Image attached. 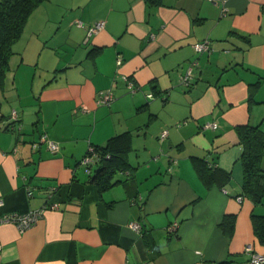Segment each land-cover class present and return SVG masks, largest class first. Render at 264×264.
<instances>
[{"label":"crops","instance_id":"obj_1","mask_svg":"<svg viewBox=\"0 0 264 264\" xmlns=\"http://www.w3.org/2000/svg\"><path fill=\"white\" fill-rule=\"evenodd\" d=\"M97 21L103 28L88 36ZM204 39L211 51L195 52ZM12 50L0 97V212L57 206L25 230L0 225V264H248V246L264 254L251 218L264 202L242 193L235 130H264V0H47ZM105 89L114 99L97 105ZM116 136L112 148L126 142L130 165L99 183L81 159ZM196 159L229 178L207 185Z\"/></svg>","mask_w":264,"mask_h":264},{"label":"trees","instance_id":"obj_2","mask_svg":"<svg viewBox=\"0 0 264 264\" xmlns=\"http://www.w3.org/2000/svg\"><path fill=\"white\" fill-rule=\"evenodd\" d=\"M44 1L47 0H0V97L3 92L5 73L9 66V57L13 53L12 46L21 37L30 14ZM235 130L243 147L240 156L243 168L242 193L253 203H262L264 202V168L261 166V161L264 158V130L259 125L249 124L236 126ZM117 137L109 139L104 146H92L97 157L93 164L88 166V172H91V178L99 183L106 182L110 185L112 173L130 165L125 157L126 142L119 150L112 148L111 144ZM87 153L88 151L85 155ZM92 165H96L93 170ZM195 168L207 185L222 184L229 178L227 173L217 167L207 166L202 159L195 160ZM251 218L255 235L261 243H264V215L252 213ZM225 225L224 222L221 223L223 229L229 231L230 229H225ZM230 226H232V218Z\"/></svg>","mask_w":264,"mask_h":264},{"label":"built area","instance_id":"obj_3","mask_svg":"<svg viewBox=\"0 0 264 264\" xmlns=\"http://www.w3.org/2000/svg\"><path fill=\"white\" fill-rule=\"evenodd\" d=\"M77 24L79 26H83V23L80 20H77ZM103 26H104L103 21H97L89 25L87 27V35L90 36L92 34L98 33L103 28ZM192 47H193V50L197 53H202V52L209 53L211 51V44L208 39L198 41L194 43ZM117 63L120 64L121 60L118 59ZM122 78L129 91L133 92L134 90L138 88L129 77L124 75L122 76ZM192 78H193L192 67L190 66L188 70L186 71V73L181 76L180 81L183 85L189 86L191 85ZM113 99H114L113 91L111 89H105V90L98 91L96 98H95V102L97 105H109ZM10 118L13 123L17 122L18 114L15 111H12ZM207 125L213 129L216 128V123L214 122L208 123ZM166 134H167V131L164 130L162 131L160 137H164L166 136ZM39 141L45 142L47 148L51 152H56L58 149V144L55 141L48 139L45 134H42L40 136ZM32 145L36 146L37 143H33ZM96 157L97 156L95 152L93 151V148L90 147L88 149V153L85 156H83L80 163L83 164L88 171L89 170L88 166L93 164ZM32 192L33 191L31 189H28L27 194L31 196ZM46 195H47V198H50L52 196V189H48V191H46ZM2 205H3V200L2 198H0V207ZM56 206L57 204L55 202L45 201V203L39 208L30 209L26 212H9V213L0 212V225L3 223H13L17 226L19 230L21 231L25 230L28 227H30L32 224H34L43 215L44 211L47 208H55ZM128 226L135 232H139L141 228V224L137 221L129 222ZM176 226H177V223L174 222L167 227V230L172 232L173 230H175ZM245 250L249 254L248 264H264V254L253 251L250 246H248Z\"/></svg>","mask_w":264,"mask_h":264}]
</instances>
